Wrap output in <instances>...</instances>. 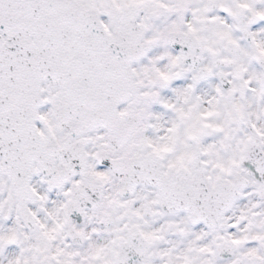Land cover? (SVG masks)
Returning a JSON list of instances; mask_svg holds the SVG:
<instances>
[{
    "label": "snow or ice",
    "instance_id": "6c2138e0",
    "mask_svg": "<svg viewBox=\"0 0 264 264\" xmlns=\"http://www.w3.org/2000/svg\"><path fill=\"white\" fill-rule=\"evenodd\" d=\"M0 264H264V0H0Z\"/></svg>",
    "mask_w": 264,
    "mask_h": 264
}]
</instances>
